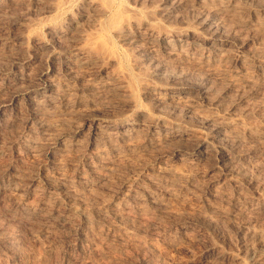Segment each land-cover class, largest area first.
I'll list each match as a JSON object with an SVG mask.
<instances>
[{"label":"bare ground","instance_id":"obj_1","mask_svg":"<svg viewBox=\"0 0 264 264\" xmlns=\"http://www.w3.org/2000/svg\"><path fill=\"white\" fill-rule=\"evenodd\" d=\"M131 1L142 5L146 0ZM233 1L221 0V9L208 11L204 0H153L149 5L154 15L136 19L130 13H136L137 8L128 7L123 14L115 0H85L83 4L80 0H19L24 9L19 23L20 40L25 43L33 38L43 47L45 43L36 30L46 27L57 44L47 51V57L60 60L65 78L64 82L50 81L48 99L35 104L69 103L64 92L72 90L77 94V103L122 105L132 110L120 113L123 109H119L111 127L98 124L93 128L94 151L75 163L74 176L57 173L56 182L69 186L63 198L39 191L37 204L19 212V217L40 221V230L32 234L35 240L46 238L43 254L55 252L58 242L68 243L78 221L82 227L77 241L81 247L89 248L88 256H80V252L77 255L83 263L103 255L113 242L133 243L139 230L131 220L146 219L161 208V197L166 192L157 185L162 180L170 182L173 176L204 180L202 196L209 201H228V214L251 217L264 209V182L259 176L264 164V100L252 102L258 89L256 81H264V55L247 52L230 41H219L209 33L222 29L225 20L219 13L232 11ZM263 22L258 29H264ZM250 26L249 21L239 24L244 29ZM187 62L193 64V69L184 71L181 67ZM197 73L201 79L196 86L190 79ZM140 96L145 104L140 102ZM198 106L205 110L203 114L195 111ZM189 114L201 117L206 126L199 132L189 129L185 121ZM251 118L257 123H250ZM53 125L66 126L68 121L60 117ZM106 133L108 140L113 137L123 141L135 140L142 134L153 149L172 147L160 150L164 153L161 158L172 153L174 160L190 168L213 160L212 167L177 170L165 163L152 175L134 170L115 186L112 179L117 170H111L110 160L98 149ZM193 137L198 138L195 144L190 143ZM254 141L263 148L260 153L246 147ZM61 166L59 163V170ZM194 185L191 188L197 187ZM93 193L102 194V200L89 208L85 195ZM60 203H64L63 209ZM34 214L37 218L31 220ZM252 219H244L239 226H250ZM191 224H175L179 235L185 236ZM96 227L103 228V233ZM20 240L12 234L0 238V253L19 249ZM15 255V259L23 258L22 253ZM76 260L68 256L66 264H76Z\"/></svg>","mask_w":264,"mask_h":264},{"label":"rangeland","instance_id":"obj_2","mask_svg":"<svg viewBox=\"0 0 264 264\" xmlns=\"http://www.w3.org/2000/svg\"><path fill=\"white\" fill-rule=\"evenodd\" d=\"M152 1L146 0L139 5L141 3L137 4L131 0H115L116 7L123 14L127 13L128 7L137 8L136 13H130L136 19L154 15L149 5ZM0 2L2 4L0 5V238L12 234L21 239L19 249L0 253V262L1 264H66L68 256L76 260L79 254L89 255L88 246L81 247L77 241L82 227L80 221H78L79 226L78 222L77 225L74 223L69 242H58V250L55 249L51 255H46L43 254L46 238L41 236L39 240L33 239L32 233L40 227L38 224L40 221H36L37 216L34 214L35 217H31V220L37 218L33 223L24 217L20 216V218L19 212L25 207L32 208L37 204L40 200L39 191L64 197V192L66 193L65 190H68L69 186L56 182L57 173L60 171L74 176L76 164L81 161L84 154H90L93 150L91 135L93 128L98 124L106 128L111 127L116 121L114 118L119 115V109L125 110L120 113H132V110L122 105L77 103L75 101L77 94L72 90L64 92L67 100L71 101L69 103L59 102L53 106L35 104L34 102L38 100L42 102L48 99L51 93L50 81L55 83L65 81L60 60L47 57V51L57 47V44L44 26H39L36 30L45 43L43 47L33 38L28 42H22L19 38L22 32L19 23L20 18L24 16L23 5L19 0H0ZM80 2L83 4L85 0ZM223 4L221 0L203 2L208 11L221 9ZM232 4L234 5L232 11L219 13L225 20L224 28L209 33L219 41H230L231 45H240L247 52L258 51L257 53L264 55V29H258L264 21L262 15L264 10L260 9L264 7V0H234ZM77 12L75 10L74 14ZM66 21L65 19L63 23L65 24ZM243 21L252 24L250 26L252 28H249L251 30L239 27ZM262 24L264 25V22ZM120 51L122 53V50ZM192 65L187 62L181 68L188 71L193 69ZM194 76L189 82L197 86L201 79L200 74ZM263 85L264 81L262 83L256 81L259 90L257 89L258 95L253 97L252 102H263ZM140 102L145 104L142 96ZM195 111L201 114L205 112L199 106ZM60 117L67 119L68 125H53L54 120ZM187 118L185 121L189 129L199 132L200 127L206 126L204 120L194 114H189ZM249 122L257 123L255 118H251ZM210 125L214 127L212 122ZM107 136L109 137L108 133L104 134V140L99 141L98 149L101 148L103 156L110 160L111 170H117V174L112 179V184L115 186L121 180L128 178L134 170H143L144 173L152 175L156 174L165 163H170L177 170L197 168L207 170L212 167L213 160L204 166L190 168L174 160L172 153L165 154L161 158L164 153L160 150L167 151L172 147L168 145L160 150L153 149L155 147L152 148L147 144L142 134L131 141L114 139L111 136L113 139L108 140ZM197 140V137H193L190 143L195 144ZM247 145L245 146L258 153L263 150L255 141ZM243 148L241 147L240 150ZM59 163L62 165L61 170L58 169ZM259 176L264 182V164ZM190 179L173 176L170 182L162 180L157 185V188L166 192L161 197L163 204L154 215L146 219L131 220L134 227L139 230L133 243L113 242L103 255L93 257L88 263H83L78 257L76 264H264V209L251 214V217L228 214V201L222 199L209 201V198L202 196L205 181ZM194 184L197 187L191 188ZM227 191L232 193L231 189ZM246 194L249 195V191L246 190ZM101 196L102 194L99 193L85 195L86 205L92 208L93 204H99L102 200ZM63 205L64 203H60L61 209ZM252 217L254 221L250 226H239L241 221ZM184 221L192 224L191 229L189 228L182 237L175 224ZM96 230L103 233L101 227H96ZM82 234L85 235V231ZM15 253H22L23 258L15 259Z\"/></svg>","mask_w":264,"mask_h":264}]
</instances>
